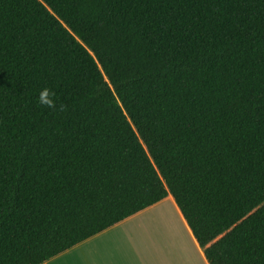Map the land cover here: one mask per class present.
I'll return each mask as SVG.
<instances>
[{
  "label": "trees",
  "instance_id": "trees-1",
  "mask_svg": "<svg viewBox=\"0 0 264 264\" xmlns=\"http://www.w3.org/2000/svg\"><path fill=\"white\" fill-rule=\"evenodd\" d=\"M169 195L209 264H264V0H0V264Z\"/></svg>",
  "mask_w": 264,
  "mask_h": 264
},
{
  "label": "crops",
  "instance_id": "crops-1",
  "mask_svg": "<svg viewBox=\"0 0 264 264\" xmlns=\"http://www.w3.org/2000/svg\"><path fill=\"white\" fill-rule=\"evenodd\" d=\"M44 264H209L172 195Z\"/></svg>",
  "mask_w": 264,
  "mask_h": 264
},
{
  "label": "clouds",
  "instance_id": "clouds-1",
  "mask_svg": "<svg viewBox=\"0 0 264 264\" xmlns=\"http://www.w3.org/2000/svg\"><path fill=\"white\" fill-rule=\"evenodd\" d=\"M55 93L50 88H43L40 90L38 100L41 105L49 108L55 107Z\"/></svg>",
  "mask_w": 264,
  "mask_h": 264
}]
</instances>
